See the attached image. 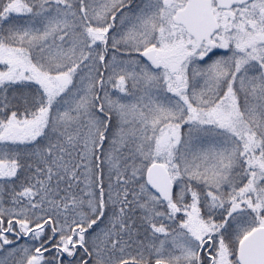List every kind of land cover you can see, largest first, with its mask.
<instances>
[{"label": "snow or ice", "instance_id": "1", "mask_svg": "<svg viewBox=\"0 0 264 264\" xmlns=\"http://www.w3.org/2000/svg\"><path fill=\"white\" fill-rule=\"evenodd\" d=\"M0 264H264V0H0Z\"/></svg>", "mask_w": 264, "mask_h": 264}]
</instances>
